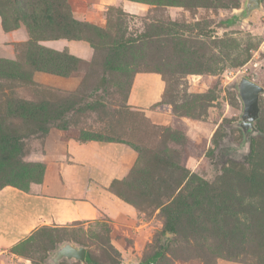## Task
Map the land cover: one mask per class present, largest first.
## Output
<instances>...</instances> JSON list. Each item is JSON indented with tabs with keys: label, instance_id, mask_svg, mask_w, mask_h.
<instances>
[{
	"label": "rangeland",
	"instance_id": "1",
	"mask_svg": "<svg viewBox=\"0 0 264 264\" xmlns=\"http://www.w3.org/2000/svg\"><path fill=\"white\" fill-rule=\"evenodd\" d=\"M242 2L0 0V65L23 79L0 76V188L38 192L51 161L64 159L45 151L52 130L79 142L96 134L121 139L138 156L114 181L86 176L119 219L101 211L89 226L42 227L10 250L9 264H43L62 242L85 246L97 264H141L155 252L161 256L153 264H264V93L250 153L236 141L241 103L231 88L245 77L264 89V0L242 26H227ZM23 6L63 17L52 28L36 21V38ZM87 11L102 12L106 25L90 21ZM37 46L59 54L48 52L46 60L64 66L68 78L81 79L75 90L34 80ZM107 59L118 69H105ZM141 72L161 78L149 112L127 104ZM28 81L53 102L34 106L37 88ZM111 109L118 114L110 116ZM180 199L176 231L164 237L165 218Z\"/></svg>",
	"mask_w": 264,
	"mask_h": 264
},
{
	"label": "crops",
	"instance_id": "2",
	"mask_svg": "<svg viewBox=\"0 0 264 264\" xmlns=\"http://www.w3.org/2000/svg\"><path fill=\"white\" fill-rule=\"evenodd\" d=\"M86 13H89L87 18L93 23L106 25L102 12ZM34 80L62 90H75L81 79L37 72ZM161 85L159 75L137 73L132 80L127 104L149 112L146 110L158 102ZM161 109L155 106V111ZM44 147L50 157L64 159L51 161L38 192L28 193L12 186L0 189V264H9L13 255L11 248L42 227L89 226L99 218L101 211L114 220L121 216L117 208L104 201L103 197L101 200L97 197V190H94V186L89 187L86 176L92 173L103 180H116L123 170L131 169L137 160L138 156L131 148L118 142L62 139L57 130L50 132ZM89 190L99 200L98 203L87 197ZM218 264L226 262L220 261Z\"/></svg>",
	"mask_w": 264,
	"mask_h": 264
},
{
	"label": "trees",
	"instance_id": "3",
	"mask_svg": "<svg viewBox=\"0 0 264 264\" xmlns=\"http://www.w3.org/2000/svg\"><path fill=\"white\" fill-rule=\"evenodd\" d=\"M19 9H20L19 11L23 15L25 14V16H26V21L28 23V24H26L27 25V29H30V34L31 35L34 34V33L38 34V32H39L40 24H38V26H37V22L36 21H39L41 23V22L47 20L48 21V23H47L48 25L47 26L52 28V27H55V25H57L59 23L58 20H60L63 17V15L59 14V12L55 13V12H53V10L50 11L49 9H43L42 7H40L39 9L36 10L38 12H35V11L31 12V10L27 9L25 6L20 7ZM56 18H58V19H56ZM73 24L74 25H79L76 22H73ZM59 29L61 30L60 27H59ZM67 35H69V34H67ZM38 37H40L39 34L37 35L36 38H38ZM48 52L50 54H53V55L54 54L55 55H59L57 53H53L52 51L44 49L41 46H37L36 47V49H35V54L36 55H35V60L33 62L34 67L36 66L35 68L33 67L34 71L42 72V73L44 72V73H49V74H56V75H59L60 77L68 78V76H70V75H68L65 72L64 66L59 67V66H57V64H54L52 61L46 60V56L45 55ZM59 57H61L63 59L62 55H60ZM26 58H27V56H26ZM113 63H115V62L112 61V59H107V60L104 61L103 65H104L105 69H107L109 71H114V70H116L117 67L114 66ZM0 76L6 77V78L9 77V78H11V79H13L15 81H20V80L23 81V79L20 77V73L14 74L10 70L4 69L3 67H1V65H0ZM24 81H27V80L25 79ZM105 82H106V79L105 78H101L99 84L97 85V88L99 89V88L104 87ZM25 84H27L30 87L37 88V90L33 94L36 97H38V99H36L38 102H35L33 104L34 106H37L39 104L47 105V104L53 102V101L50 100L51 99L50 94L45 92L43 90V88L39 87L38 85H35L34 83H32V81H28ZM131 84H132V82H131ZM131 84H130V87H131ZM130 87H129V91H130ZM129 91H128V94H129ZM42 105H40V106H42ZM91 109H93L92 106H91ZM72 110H73L72 105H69L68 111H72ZM107 111H109V110H105V112H107ZM118 112L119 111L116 110V109H113V110L111 109L109 114L111 116V115H114V114H118ZM236 132L238 133L236 141L240 142V140H241V132L239 130H236ZM87 141L118 142V143H123V144L133 148L134 150H137V149H135L136 148L135 146H131V145H129L128 143L124 142L121 139H116V138L113 139L111 137H103V136H100V135H97V134L94 135V136H90V138L86 137V139H84V140H82L80 142H87ZM252 146H253V139H250V148H249L250 153L253 152V147ZM2 164H5V161H1L0 162V166H2ZM204 183H205L204 181H201L200 182V187L202 185H204ZM11 186L15 187V188H17L19 190H22L24 192L31 193V192L27 191L26 189H24L23 187H21L19 185L18 186L11 185ZM2 188H0V189H2ZM183 204H184V200L183 199L178 200L176 202L175 208L169 214H167V216L165 218L164 225H163V229H162V233L163 234H165V233L174 234L175 233L176 226H177V224L180 221L181 214L183 213V208H182ZM18 245H16L13 248H11V250H15ZM160 256H161V252H155L152 256H150L146 261H144L141 264H153L160 258ZM85 262L87 264H97L96 262L92 261L87 254H86V257H85Z\"/></svg>",
	"mask_w": 264,
	"mask_h": 264
},
{
	"label": "water",
	"instance_id": "4",
	"mask_svg": "<svg viewBox=\"0 0 264 264\" xmlns=\"http://www.w3.org/2000/svg\"><path fill=\"white\" fill-rule=\"evenodd\" d=\"M261 7L262 0H243L240 9L232 12L226 25L229 27L242 26L252 13L260 10ZM231 88L236 92V96L241 103L239 121L232 126L241 132V146H249V137L260 134L256 124L260 114L259 100L264 93V89L245 77H239L233 81ZM165 236H172V234L165 233ZM86 251L87 248L83 245L62 242L48 255L43 264L84 263Z\"/></svg>",
	"mask_w": 264,
	"mask_h": 264
}]
</instances>
